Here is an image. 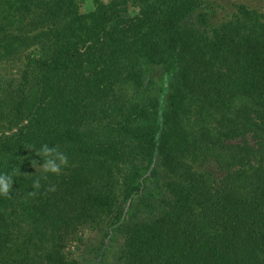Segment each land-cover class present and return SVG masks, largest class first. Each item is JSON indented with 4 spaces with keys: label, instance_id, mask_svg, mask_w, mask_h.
I'll return each instance as SVG.
<instances>
[{
    "label": "trees",
    "instance_id": "obj_1",
    "mask_svg": "<svg viewBox=\"0 0 264 264\" xmlns=\"http://www.w3.org/2000/svg\"><path fill=\"white\" fill-rule=\"evenodd\" d=\"M80 1L0 0V264H98L66 251L86 224L112 264H264V18ZM44 144L68 157L47 179ZM208 157L222 176L193 168Z\"/></svg>",
    "mask_w": 264,
    "mask_h": 264
},
{
    "label": "rangeland",
    "instance_id": "obj_2",
    "mask_svg": "<svg viewBox=\"0 0 264 264\" xmlns=\"http://www.w3.org/2000/svg\"><path fill=\"white\" fill-rule=\"evenodd\" d=\"M108 1V0H104ZM203 3L210 8L213 12L211 16V21L216 24L225 19L230 18L237 8L240 5H243L247 8L252 9L260 17L264 18V0H203ZM80 9L87 10L93 7V0H81ZM136 7H130V11H135ZM15 62L5 61L0 63V73L4 74L6 70H10L14 67ZM163 70L160 64L153 65L151 70V76L155 82L156 87L161 84ZM14 123H9L7 119L0 122V133L2 131L8 132L11 128L13 129ZM193 168L196 171L212 175L214 177H220L224 174V169L221 168L218 163L208 157L206 159H201L198 161L191 162ZM41 165V164H39ZM32 170L37 171L36 168L32 167ZM104 229H99L96 225L86 224L85 226L78 229L77 233L72 236L71 240L68 242L69 245L66 247V251L70 255L78 256L87 253H90L93 256V259L98 262V264H112V249L116 241H107V237H104ZM106 242L104 248L106 250H101L100 253L94 249L96 244H102L100 241ZM80 239V240H79ZM92 248V250H90ZM98 252V253H96Z\"/></svg>",
    "mask_w": 264,
    "mask_h": 264
},
{
    "label": "clouds",
    "instance_id": "obj_3",
    "mask_svg": "<svg viewBox=\"0 0 264 264\" xmlns=\"http://www.w3.org/2000/svg\"><path fill=\"white\" fill-rule=\"evenodd\" d=\"M35 152V155L43 158V164L39 165L36 160H33L32 166L36 168L37 171L42 172L44 179H47V174L59 175L63 167L68 164V157L65 153L61 152L59 147H50L48 144H44L40 149L36 150L34 148H29ZM13 178L7 173L0 174V196L5 198L9 197L11 191L13 190ZM41 186L40 179L33 181V188L39 189ZM54 191L55 188L49 189Z\"/></svg>",
    "mask_w": 264,
    "mask_h": 264
}]
</instances>
